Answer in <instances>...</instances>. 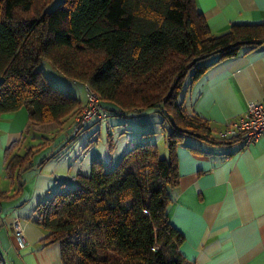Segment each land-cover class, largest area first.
<instances>
[{
    "label": "trees",
    "instance_id": "obj_1",
    "mask_svg": "<svg viewBox=\"0 0 264 264\" xmlns=\"http://www.w3.org/2000/svg\"><path fill=\"white\" fill-rule=\"evenodd\" d=\"M51 2L0 0V114L25 107L30 127L61 126L82 110L78 97L42 75L46 59L93 90L105 111L159 110L168 128L165 157L145 140L112 169L92 160L87 174L76 173L73 185L41 201L32 221L44 231L42 246L57 244L61 264H189L179 249L184 237L167 216L169 190L178 183L176 147L186 136L211 144L240 139L212 135L207 121L188 113L178 97L186 76L185 89L211 57L264 46V22L212 34L194 0H61L48 10ZM74 128L73 122L71 132L80 130ZM22 141L4 154L16 195L22 174L46 159L33 162L48 139L20 154Z\"/></svg>",
    "mask_w": 264,
    "mask_h": 264
},
{
    "label": "crops",
    "instance_id": "obj_2",
    "mask_svg": "<svg viewBox=\"0 0 264 264\" xmlns=\"http://www.w3.org/2000/svg\"><path fill=\"white\" fill-rule=\"evenodd\" d=\"M194 1L212 34L223 33L232 24L264 22V0ZM206 62L209 65L182 92L181 102L188 113L205 119L216 135L227 123L244 117L249 102L264 101V46ZM72 123L70 117L61 126L30 127L25 107L0 114V191L6 195L0 198L3 264H61L58 245L42 246L44 231L32 217L41 201L73 185L76 173L90 171L91 163L66 169L63 155L52 156ZM152 125L145 124L144 133H155ZM22 137L20 154L43 137L48 142L33 157L34 163L46 157L43 164L22 174L23 187L16 195L17 182L6 174L4 154ZM48 149L49 154L35 159ZM176 161L178 183L169 190L172 201L167 216L184 237L179 249L185 260L189 264H264V136L248 145L240 140L211 144L186 136L176 147ZM16 220L24 232L23 243L13 233Z\"/></svg>",
    "mask_w": 264,
    "mask_h": 264
},
{
    "label": "rangeland",
    "instance_id": "obj_3",
    "mask_svg": "<svg viewBox=\"0 0 264 264\" xmlns=\"http://www.w3.org/2000/svg\"><path fill=\"white\" fill-rule=\"evenodd\" d=\"M60 2L61 0H52L47 9L56 8ZM39 68L42 75L51 83L78 97L81 102L87 99L86 85L74 82L60 73L48 60L42 59ZM189 78L188 74L184 81V90ZM182 98L183 93L178 97V101H181ZM106 113V118L90 121L75 134L71 131L66 132V140L58 148H54L52 156L63 155L66 169L70 165L71 169L78 165H89L92 160L100 161L104 169H112L130 148L145 142L146 138L148 141L156 143L160 154L166 153L167 148L163 134H166L168 125L167 121H163L164 116L159 110L144 114L121 113L119 111H106ZM68 123L69 121L64 126L65 130ZM149 123L153 124L150 126V130H155L154 134L144 133L147 132L145 124ZM50 152L49 149L44 150L35 159L38 160ZM62 159L60 158V160Z\"/></svg>",
    "mask_w": 264,
    "mask_h": 264
},
{
    "label": "built area",
    "instance_id": "obj_4",
    "mask_svg": "<svg viewBox=\"0 0 264 264\" xmlns=\"http://www.w3.org/2000/svg\"><path fill=\"white\" fill-rule=\"evenodd\" d=\"M107 114L100 97L90 88H87V100L82 110L74 117V132L91 120H103ZM220 138L239 137L244 145L256 142L264 136V101H252L248 103L247 113L238 121L227 123L216 131ZM13 233L20 243L24 242V232L20 221L13 223Z\"/></svg>",
    "mask_w": 264,
    "mask_h": 264
}]
</instances>
